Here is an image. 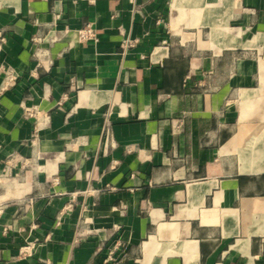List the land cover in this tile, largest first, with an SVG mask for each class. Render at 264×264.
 Returning a JSON list of instances; mask_svg holds the SVG:
<instances>
[{"label":"crops","instance_id":"crops-1","mask_svg":"<svg viewBox=\"0 0 264 264\" xmlns=\"http://www.w3.org/2000/svg\"><path fill=\"white\" fill-rule=\"evenodd\" d=\"M0 207V264H264V0H0Z\"/></svg>","mask_w":264,"mask_h":264},{"label":"built area","instance_id":"built-area-1","mask_svg":"<svg viewBox=\"0 0 264 264\" xmlns=\"http://www.w3.org/2000/svg\"><path fill=\"white\" fill-rule=\"evenodd\" d=\"M78 37L81 41L95 40L96 35L92 26L88 25L85 28L81 29L78 33ZM2 208L0 207V213Z\"/></svg>","mask_w":264,"mask_h":264}]
</instances>
